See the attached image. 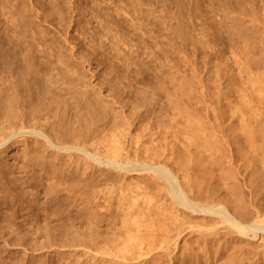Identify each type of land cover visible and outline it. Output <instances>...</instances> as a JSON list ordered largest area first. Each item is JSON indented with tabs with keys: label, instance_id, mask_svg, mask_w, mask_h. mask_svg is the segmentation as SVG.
I'll use <instances>...</instances> for the list:
<instances>
[{
	"label": "rangeland",
	"instance_id": "rangeland-1",
	"mask_svg": "<svg viewBox=\"0 0 264 264\" xmlns=\"http://www.w3.org/2000/svg\"><path fill=\"white\" fill-rule=\"evenodd\" d=\"M4 10L26 28L30 42L16 47L51 58L54 80L0 109V134L20 119L101 156L183 162L209 189L220 137L260 143L264 0H0ZM10 95L0 88L5 104ZM35 139L0 150V172L24 199L0 204V264H175L180 251L179 264H208L194 257V232L160 256L163 234L151 233L141 197L120 195L119 176Z\"/></svg>",
	"mask_w": 264,
	"mask_h": 264
},
{
	"label": "bare ground",
	"instance_id": "bare-ground-1",
	"mask_svg": "<svg viewBox=\"0 0 264 264\" xmlns=\"http://www.w3.org/2000/svg\"><path fill=\"white\" fill-rule=\"evenodd\" d=\"M11 16L9 10L0 13V88L11 91L6 104L0 97V109L6 105L9 111L20 104L21 98L31 96L36 87L49 86L54 80L50 72L54 63L51 58L27 54L16 47L30 41L24 40L26 28L18 31L12 28ZM19 120L9 122L7 131L0 134V150L11 143L36 137L38 148L64 152L71 160H90L106 175L119 176L117 187L120 195L129 200L141 197L142 206L150 209L151 214L146 216V221L151 226V233L155 230L163 234L160 252L170 247L171 240L194 232V257L202 258L208 264H264V135L257 139L260 143H253L255 135L252 133L244 141L235 136L220 137L217 142V185H211L213 188L209 186L212 188L209 189L202 183L198 184V180L183 169V162L181 165L177 161L171 165L160 160L155 164L132 162L127 158V152L125 157L119 153L101 156L99 152L91 153L83 146L57 141L44 128L31 126L26 129ZM203 167L209 172L207 165ZM127 174H142L146 178L141 176L143 179L137 178L135 182L125 184L123 178ZM109 193V189L102 192L103 195ZM17 200L19 205L24 202L22 197L17 199L13 194L12 181H7L0 172V204L8 201L15 204ZM188 217L197 218L201 225L197 229L185 226ZM180 252L170 256L175 264L181 261ZM162 254L164 252L160 256ZM136 258L137 253L130 257Z\"/></svg>",
	"mask_w": 264,
	"mask_h": 264
}]
</instances>
